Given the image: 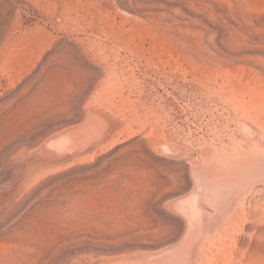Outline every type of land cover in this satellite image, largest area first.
I'll list each match as a JSON object with an SVG mask.
<instances>
[{
  "label": "rangeland",
  "instance_id": "rangeland-1",
  "mask_svg": "<svg viewBox=\"0 0 264 264\" xmlns=\"http://www.w3.org/2000/svg\"><path fill=\"white\" fill-rule=\"evenodd\" d=\"M0 264H264V0H0Z\"/></svg>",
  "mask_w": 264,
  "mask_h": 264
},
{
  "label": "bare ground",
  "instance_id": "bare-ground-1",
  "mask_svg": "<svg viewBox=\"0 0 264 264\" xmlns=\"http://www.w3.org/2000/svg\"><path fill=\"white\" fill-rule=\"evenodd\" d=\"M108 124H106V122L99 116H95L93 119H90V118L87 119L85 122V125H83V126H85V127H83L84 128L83 130H81V131H79V130L78 131H72L71 130V131L67 132L68 134H67L66 138H65V136H63L64 139L63 138H61V139L57 138V140L54 141V143L50 147L48 146L51 154H52V152H54L55 154L57 153V156H58V153L64 154V157H57V159H54L52 161L49 159V160H47L48 162H43L44 160H42V159L40 160V162L34 161L35 162L33 164L34 167H36L35 165H37V166H40L41 168H45V169L52 168V167L56 168V166L57 165L59 166V164L61 166V164H63L66 161H70L72 159H77V157H81V155L83 156V152H84V154H85V152H87V153L88 152L90 153V151L94 152L98 148L101 149V147H104V146L106 147L108 143H110V144L114 143V141H117V140H115L113 135L111 134V130H110L111 128L108 127ZM110 126H112V125H110ZM73 149H77L78 151L76 153L69 152ZM66 153H68V154L65 155ZM93 156H94V154H93ZM85 157H88V155ZM81 159H83V158H81ZM74 161H76V160H74ZM23 177H24V175H23Z\"/></svg>",
  "mask_w": 264,
  "mask_h": 264
}]
</instances>
